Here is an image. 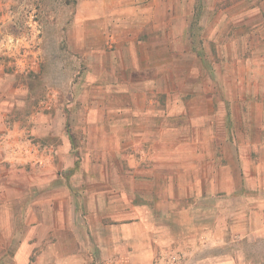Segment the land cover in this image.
Returning a JSON list of instances; mask_svg holds the SVG:
<instances>
[{
    "label": "rangeland",
    "instance_id": "1",
    "mask_svg": "<svg viewBox=\"0 0 264 264\" xmlns=\"http://www.w3.org/2000/svg\"><path fill=\"white\" fill-rule=\"evenodd\" d=\"M2 1L0 66L25 89L12 111L31 123L33 181L47 168L41 135L62 124L71 144L57 173L65 177L80 167L92 175L96 161L111 166V181L123 187L128 205L143 190L150 198H175L177 213L186 206L198 215L199 204L193 205L206 185L219 182L227 191L240 182L236 152L251 143L256 113L264 117V0ZM104 86L110 92L94 97ZM91 98L106 108L91 109ZM145 130L160 137L146 144L157 142L154 187H142L141 172L135 173L141 141L135 135ZM62 141L48 143L65 146ZM239 154L250 156L247 148ZM219 200L223 215L241 201ZM189 238L162 250L153 264H219V249L228 253L235 245L219 237L217 222ZM256 257L264 260L263 249Z\"/></svg>",
    "mask_w": 264,
    "mask_h": 264
},
{
    "label": "crops",
    "instance_id": "2",
    "mask_svg": "<svg viewBox=\"0 0 264 264\" xmlns=\"http://www.w3.org/2000/svg\"><path fill=\"white\" fill-rule=\"evenodd\" d=\"M4 7L0 0V11ZM259 44L264 45V37H260ZM13 78L11 71L0 66V176L6 175L0 178V237L4 239L0 243V252L4 253L0 262L153 264L157 255L171 244L190 239L208 223L217 222L219 237L229 245L235 242L231 252L219 249V264H264V260L256 257L262 249L264 251V117L258 118V112L251 143L240 145L236 152L237 168L241 169L240 182L227 191L219 182L216 188L212 187L213 184L206 185L200 191V202L193 205L199 204L198 215H193L196 210L186 206L177 213L175 198H150L143 190L136 192L135 199L128 205L123 187L111 181L112 167L98 161L92 175L80 167L69 170L65 177L58 174L64 168L66 146L70 148L71 144V139L61 135L62 124L59 131L48 125L47 131L41 135L46 148L39 156L45 162L47 160V168L41 172L38 181H33L31 168L37 155L30 153L28 136L31 131L27 127L31 129V123L13 118L12 111L18 100L17 93L25 89H17ZM94 82L96 84V79ZM109 90L107 86L95 89L94 97L108 94ZM104 102L98 101L97 105L91 98V109H105ZM255 109L258 111L259 106ZM105 119L102 118L104 125ZM142 120L146 125L149 123L147 118ZM88 123L96 126L98 121L91 117ZM135 136L141 138L136 148L139 155L136 156L135 173L141 172L137 175L142 187H154L157 183L154 175L160 169L154 162L157 142L150 148L146 144L160 137L148 130ZM58 137L65 146L49 144ZM171 148L173 152L174 144ZM243 148L250 152L248 158L240 157ZM68 160L73 161L72 158ZM130 167L135 168V165ZM145 167L151 170L149 176L143 174ZM123 168L124 173L134 172V169L128 170V166ZM163 170L170 175L169 167ZM78 172L80 176L74 178ZM167 182L170 184V178ZM235 182L237 180L231 184ZM219 198L241 201L238 206L234 205L233 211L223 215ZM165 204L167 209H161ZM36 255L38 258L34 263Z\"/></svg>",
    "mask_w": 264,
    "mask_h": 264
}]
</instances>
